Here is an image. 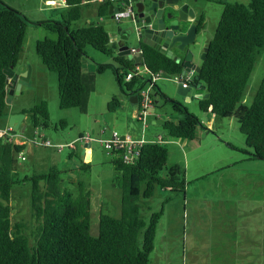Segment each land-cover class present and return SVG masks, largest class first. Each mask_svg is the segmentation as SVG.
I'll return each instance as SVG.
<instances>
[{
	"label": "trees",
	"instance_id": "16d2710c",
	"mask_svg": "<svg viewBox=\"0 0 264 264\" xmlns=\"http://www.w3.org/2000/svg\"><path fill=\"white\" fill-rule=\"evenodd\" d=\"M68 10L61 20L41 23L55 36L46 35L36 41V51L43 63L55 71L59 82L61 107H86V93L92 88L93 76L83 70L85 44L113 55L115 63H97L103 73L112 67L121 87L130 94H139L145 82L137 66L145 65L148 73L181 74L182 61H177L156 47L142 43L143 58L136 61L117 53L111 34L102 23L90 20L72 27L82 16L83 5H96L99 16L109 14L108 0H66ZM25 13L0 0V117H7L8 75L6 69L16 66L24 50L29 23ZM204 25V16L199 27ZM200 73L192 83L205 86L208 95L199 99L201 109L211 110L219 117H236L246 135L251 158L264 159V76L251 103L243 101L247 84L264 48V0L225 2L215 34L208 42ZM121 69L136 74L124 80ZM158 96L169 102L181 116L164 119L163 135L173 138H195L203 121L176 98L169 97L157 83ZM118 97L109 102L116 110ZM30 125L35 128L54 126L48 101L42 99L28 109ZM65 121L61 120L63 124ZM61 124V125H62ZM29 125V124H28ZM5 128V127H2ZM25 143L0 137V264H150L155 247L156 229L164 209L152 210L151 198L157 186L183 191L187 185L186 170L171 165L167 142L147 141L132 161L124 158L125 147L111 150L115 168L113 186L121 193L119 216L100 212L99 233L91 232L92 190L84 173L90 162L80 164L81 176L73 187L67 186L64 169L56 166L47 171L23 175L17 168L18 154ZM31 183L30 206L32 217L13 221L12 191L17 184ZM145 211H150L147 216Z\"/></svg>",
	"mask_w": 264,
	"mask_h": 264
},
{
	"label": "rangeland",
	"instance_id": "374dc122",
	"mask_svg": "<svg viewBox=\"0 0 264 264\" xmlns=\"http://www.w3.org/2000/svg\"><path fill=\"white\" fill-rule=\"evenodd\" d=\"M4 1L25 13L28 18L35 17L37 4L39 5L41 2L40 4L45 5L44 0ZM61 1L63 10H68L66 1ZM230 1L250 2V0H190L197 18L200 19L204 16V25L199 27L195 42L191 43L194 53L193 63H202L203 53L215 34L225 2ZM93 20L102 23L110 32L112 44L119 43V23L115 18L94 15ZM87 22V19L82 17L72 27H80ZM121 23L127 27L133 25V20L131 17L125 16ZM33 26L32 23H29L24 50L19 59V63H22L23 66L28 65V68L33 66V76L25 85V91H20L12 98V102L7 103L15 110H22L45 99L48 101L51 119L58 124V128L54 126L43 128V132L53 145L29 143L34 153L32 154L31 150L23 151L25 158H18L17 168L21 170L23 166L31 164L33 159L35 163L44 165L38 166L37 171H41V169L47 171L46 165L56 166L66 170L63 172V176L70 180L67 182V186L71 188L74 186L72 182L81 176L80 173L76 174L71 170L80 166L83 160L89 161L91 165L84 175L92 190L91 232L97 235L101 211L116 216L120 215L122 193L119 187L112 184L115 168L111 162V150L105 147L101 139L109 138L113 130L124 132L127 125L132 127L137 124L131 118L123 116L126 106L134 104V102L131 99V94L124 90L117 81L112 67L107 68L103 73L96 70L97 63H115L114 56L104 53L90 44H85L83 70L86 76L94 77L93 86L86 93V107L85 109L61 107L57 73L49 69L38 55L36 41L39 29ZM42 30L47 35L55 36L46 28ZM132 36H135V33ZM120 72L126 80L125 70L121 69ZM140 73L148 79L152 77L148 70H142ZM179 76L180 74H161L156 78V83L162 91H167L173 98L178 97L176 99L183 102L191 112L199 116L203 121V126L217 129L215 130L217 136L220 135L223 140H218L213 134L206 133V135L214 137L219 144H222L225 151V164H229L221 169V172H214L213 175L198 181L194 179L195 174L187 173L189 176L186 180L189 182L190 188L187 187L183 191L170 189L163 191L160 186L156 187V193L150 200L152 210L163 208L164 212L156 229L155 247L151 253L150 264H262V260H249L241 257V253L238 252L239 248L233 244V241H239L243 236L254 239L264 236V159L247 158V156L249 157L247 152L249 147L246 135L241 131L236 117L214 116L213 121L209 122L207 111L201 109L200 97L195 95L196 97L187 99L179 94ZM263 76L264 48L260 49L257 62L251 73L243 95L244 102H252ZM148 82H145L144 86ZM199 89H201L200 92L204 91L203 86ZM152 92L154 94L155 90L152 89ZM114 97H118L121 104L116 110H111L109 102ZM157 99V106L151 107L150 111L160 112L162 120L180 118L181 113L174 111L173 106L163 97L158 96ZM5 119L3 116L0 117V127L5 125L3 122ZM61 120L65 122L62 124ZM27 122L29 125L26 131L18 132V138L23 135H25V139L37 137L38 134L33 131L30 125V119ZM147 129L148 133L157 134L155 136L157 137L158 132L163 131V125L161 121L157 124L150 123ZM81 134H89L92 138L91 158H88V152H83L80 140L76 143L77 148L66 145L59 149L56 146L60 143L58 141L64 143L76 141L75 137ZM214 147L218 148L216 145ZM182 149V158H185L186 148ZM74 150L76 151L72 160L69 154ZM188 159L189 166H191L190 155ZM172 161L173 158L170 155V164ZM80 172L82 173V169ZM30 192V182L17 184L14 187L11 201L13 221L32 217ZM253 192H257V195L255 196ZM118 202L119 205H117ZM145 214L149 216L150 211H145ZM246 226L249 227L247 230Z\"/></svg>",
	"mask_w": 264,
	"mask_h": 264
},
{
	"label": "crops",
	"instance_id": "0c3cea01",
	"mask_svg": "<svg viewBox=\"0 0 264 264\" xmlns=\"http://www.w3.org/2000/svg\"><path fill=\"white\" fill-rule=\"evenodd\" d=\"M40 3H39V5L37 4L35 7L36 8V13L34 15L35 17H32V18L29 17L32 20V22H30V23H32L34 25L33 27H35L36 29H39L38 34H37V36H38L37 40L40 38H43L47 35V33H44V30H42V29H45V26L42 25L41 23H38V22L43 21V20H49V19L61 20L63 18L64 14L67 13V10H65V11L63 10L64 9L63 3L58 4V5H54V4L50 5V4H46V3H45V5H42ZM94 15H98L97 10H96V5H88L87 4V5L82 6L81 18L84 17L87 19V21H90V20H93ZM76 22H77V20L74 21L73 24H76ZM118 33H119V31H118ZM118 45H119V43L117 44V46ZM135 46H137V44ZM139 66L142 68L143 71L147 70L145 65L140 64ZM15 67L17 68L18 71L30 70L29 81L31 80L33 73H34L33 66H30L28 68V65L23 66L22 63L18 62V64ZM192 84L194 86H192V94L193 95L191 98H193V96L194 97L198 96V97L202 98V97H206L208 95V91H207L205 86H203L204 91L200 92L201 89H199V87H202V84H196V83L191 82L189 84V86H191ZM25 85L26 84L22 85L21 91L22 90L25 91V88H24ZM195 87H197V88H195ZM9 89L10 88L8 86V91H9ZM165 92L167 94H170L167 91H165ZM16 94L17 93L15 92L13 97ZM132 95L133 96L135 95L136 96L135 98H137V100H132L134 102V104L126 106V108L124 109V112H123V116H126L127 118H131L132 121L134 120L133 122L137 123V124L135 126H132V127H130V125H127L126 130L124 132H120V133L121 134H131L135 137H142V136L147 137V138L155 137L157 134L152 135L151 133H148L147 128H148L150 123L151 124H157L159 121H161V123L163 122L161 113L157 112V111H155V112L151 111V114L149 115V118H148L147 125L145 126L138 118V112L140 109V101L138 98V94L134 93V94H131V96ZM176 98H178V97H176ZM157 103H158V99L155 100V104L153 107H156ZM23 110L24 109L15 110L14 108H12L7 103V117H6L5 121H3V122H5V125L3 127H7L8 116L11 113H13V112H24ZM25 113L26 114L24 117V121L27 123V127H28L29 123L27 122V120H29L30 117H29L28 112H25ZM210 113H211V115H210ZM206 115H208V117H209V119H208L209 122H212L213 117L216 116L210 109L207 110ZM215 130H217V129L202 126V128L199 129L197 136L195 138H191V139L190 138L169 137L167 135H163L164 131L158 132V135L162 134L165 142H167L169 147H170L169 148L170 149V155L173 158L171 165L178 164V165L184 166L185 170H186V178L189 176L187 173L190 174L192 172L193 174H195L194 179H197L196 181H198V180L205 178L209 175L210 176L213 175L214 172H221V169H223L225 166H227V164H229V163L225 164V160H226L224 157L225 151H224L222 144H219V142L217 140H215L214 137L208 136V134H213L216 136V138L218 140L221 139V136L220 135L217 136L218 134H217V131H215ZM206 133H208V134L206 135ZM81 136H82V134L78 137L76 136L75 138L77 139ZM17 140H21L23 143H25L26 147H25L24 151L31 150V153L32 154L34 153V151L30 148L31 144H29V143H33L32 139L30 140L29 138L25 139L23 137H20V138L17 137ZM221 140H223V139H221ZM80 141L82 142V146H81L82 150H84V153L88 152L89 153L88 158H91L92 149L90 147H91L93 141L86 140V139L80 140ZM58 142L61 143L62 141H58ZM215 145L218 146V148H215L214 147ZM73 148H77V145H75ZM182 148H186L187 153L185 154V158L184 157L182 158V154H183ZM59 151H62V150H59ZM75 151L76 150H74L73 152H70L69 155H70L71 159L74 156ZM189 155L192 159V165L191 166H189V163H190L189 159H188ZM247 158L248 159L249 158L254 159V158H251L248 156H247ZM38 166L42 167L44 165H42L41 163H35L34 159H33L31 161V164H29L28 166H26V165L23 166L20 171L23 175H31L35 172H43L42 171L43 169H41V171H37ZM46 167L48 168L47 170H49L53 166L46 165ZM79 169L81 170L80 166L78 165L77 167H74L71 171H73V173H76V174H79V173L81 174ZM44 171H46V170H44ZM19 185H21V184H19ZM187 187L190 188L189 182L187 183L185 190ZM161 188L164 191V188L163 187H161ZM253 194L256 196L257 192H253ZM116 198H118V196H116ZM117 205H119V202L117 203ZM119 210L121 212V206H120ZM248 228L249 227L246 226V230ZM233 244H236V246H238V248H239L238 252L241 253V255H240L241 257H245L249 260H253V259L254 260H262V264H264V251H263L264 250V236L263 237L260 236L259 238H255V239L253 237L248 238V237L243 236L241 240L233 241Z\"/></svg>",
	"mask_w": 264,
	"mask_h": 264
},
{
	"label": "water",
	"instance_id": "95a60500",
	"mask_svg": "<svg viewBox=\"0 0 264 264\" xmlns=\"http://www.w3.org/2000/svg\"><path fill=\"white\" fill-rule=\"evenodd\" d=\"M120 0L114 1L109 6L108 17L113 13L124 10L131 0H124L125 5L119 4ZM135 2L136 14L132 18L133 25L124 26L122 20L119 23V45L117 53L127 55L136 61L143 58L142 43L145 42L159 49L177 61L183 63V73L195 68L197 74L201 71V64L192 62L193 50L191 43L195 42L199 29V18L189 0H132ZM135 33V36L132 34ZM134 39H131V38ZM136 43L137 46H133ZM208 47L203 53L205 59ZM184 53V54H183ZM29 72L18 71L15 66L6 69L8 75L7 102L12 101L14 93H20L23 84L29 82ZM198 77V75H196ZM192 86L184 87L181 82L178 85V93L189 99L192 97ZM167 94V93H166ZM169 97L170 94H167ZM132 95V100H137ZM173 98V97H171ZM25 112H13L8 116L7 127L13 132H25L27 123L24 121ZM124 136V134H122ZM84 152V150H83ZM89 156V154H88Z\"/></svg>",
	"mask_w": 264,
	"mask_h": 264
},
{
	"label": "built area",
	"instance_id": "2783aa9c",
	"mask_svg": "<svg viewBox=\"0 0 264 264\" xmlns=\"http://www.w3.org/2000/svg\"><path fill=\"white\" fill-rule=\"evenodd\" d=\"M66 1V0H65ZM98 1H103V0H98ZM111 3L117 0H108ZM46 4H54L58 5L63 3L61 0H45ZM120 5H125L124 0L119 1ZM135 5L133 1L131 0L127 5L124 10H119L113 13V18L116 20H122L123 17L128 16V17H135ZM137 69L141 72L142 68L138 65ZM196 70L195 68H191L190 70L186 71L185 73H181L180 76L178 77L180 82L184 87L189 86L191 81L195 78L196 75ZM136 74V71L131 69L126 73V80H130L134 75ZM159 76V74H153L151 79H149V82L146 86L142 87L139 94L138 98L140 101V109L138 112V118L139 120L146 126L148 122L149 115L151 114L150 108L154 106L155 104V95L152 92V89H154L155 83H156V78ZM35 132L37 137L29 138L30 140L32 139L33 143H42L44 145H53L52 141L48 138V136L41 130V127L35 128ZM17 135L18 132L13 133L11 132L8 127L2 128L0 127V137H5L8 138L9 140H14L18 143H23L21 140H17ZM25 138V135L21 136ZM91 140L92 138L89 136V134L82 135L81 137L77 138L76 141L72 142H61L59 143L58 146L59 149L64 148V146L68 145L70 147H74L76 145V142L78 140ZM164 141V137L162 134H159L157 137H152V138H147V137H135L131 134H122L118 130H113L112 134L109 138L107 139H101V142L105 145L110 150H113L116 147H125L126 152L124 153V158L127 161H132L135 156L140 152V146L147 142V141ZM92 141V140H91ZM111 152V151H110ZM19 158H25V155L23 151H21L18 154Z\"/></svg>",
	"mask_w": 264,
	"mask_h": 264
},
{
	"label": "flooded vegetation",
	"instance_id": "af4514ba",
	"mask_svg": "<svg viewBox=\"0 0 264 264\" xmlns=\"http://www.w3.org/2000/svg\"><path fill=\"white\" fill-rule=\"evenodd\" d=\"M190 1V0H189ZM134 5H135V2L133 1ZM136 8V7H135ZM135 12H136V9H135ZM136 14V13H135Z\"/></svg>",
	"mask_w": 264,
	"mask_h": 264
}]
</instances>
